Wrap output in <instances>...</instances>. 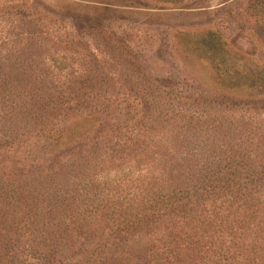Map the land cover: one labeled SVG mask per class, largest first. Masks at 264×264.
Returning <instances> with one entry per match:
<instances>
[{"label": "rangeland", "instance_id": "1", "mask_svg": "<svg viewBox=\"0 0 264 264\" xmlns=\"http://www.w3.org/2000/svg\"><path fill=\"white\" fill-rule=\"evenodd\" d=\"M0 264H264V0H0Z\"/></svg>", "mask_w": 264, "mask_h": 264}]
</instances>
